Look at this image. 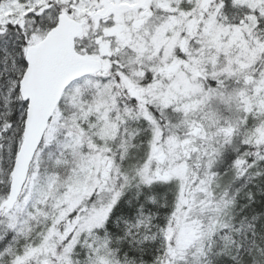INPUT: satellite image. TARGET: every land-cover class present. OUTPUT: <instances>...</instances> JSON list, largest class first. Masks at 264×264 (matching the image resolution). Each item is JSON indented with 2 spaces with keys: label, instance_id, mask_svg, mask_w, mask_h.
I'll use <instances>...</instances> for the list:
<instances>
[{
  "label": "snow or ice",
  "instance_id": "obj_1",
  "mask_svg": "<svg viewBox=\"0 0 264 264\" xmlns=\"http://www.w3.org/2000/svg\"><path fill=\"white\" fill-rule=\"evenodd\" d=\"M0 264H264V0H0Z\"/></svg>",
  "mask_w": 264,
  "mask_h": 264
}]
</instances>
